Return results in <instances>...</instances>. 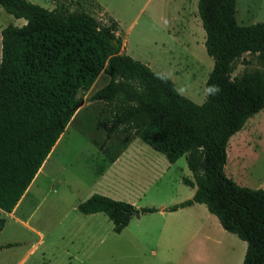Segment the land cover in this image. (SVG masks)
I'll return each mask as SVG.
<instances>
[{"label":"trees","instance_id":"16d2710c","mask_svg":"<svg viewBox=\"0 0 264 264\" xmlns=\"http://www.w3.org/2000/svg\"><path fill=\"white\" fill-rule=\"evenodd\" d=\"M0 7L24 20L0 30V210L16 205L73 116L78 91L102 72L107 81L91 99L108 107L105 137L131 132L169 163L183 155L192 175L183 181L194 191L167 209L204 204L222 229L245 242L241 264H264V187L238 185L223 173L229 137L264 107V20L239 25L235 0L196 1L203 46L213 61L205 99L196 104L169 77L123 53L115 20L99 22L80 0H55L51 9L0 0ZM240 58L255 66L232 76ZM75 208L103 213L114 232L132 216L156 211L98 193ZM3 223L0 217V229Z\"/></svg>","mask_w":264,"mask_h":264},{"label":"rangeland","instance_id":"374dc122","mask_svg":"<svg viewBox=\"0 0 264 264\" xmlns=\"http://www.w3.org/2000/svg\"><path fill=\"white\" fill-rule=\"evenodd\" d=\"M27 1L47 9L55 3ZM80 1L81 7L99 22L115 20L125 51L133 59L145 64L148 61L150 69L170 74L178 93L192 102L204 101V82L213 61L205 52L204 39L198 42L201 34L204 38V31L197 16V0ZM73 8L76 6L70 4L69 9ZM235 19L239 25L263 21L264 0H235ZM17 20L0 7V28L18 26ZM192 47L199 51L196 56L191 53ZM247 58L242 56L243 60ZM253 66L254 60L243 64L240 58L231 75ZM106 81V75L100 72L90 88L78 91L81 104L19 207L18 215L32 211L29 223L42 233L41 243L23 264H241L245 243L223 230L208 212L217 225L214 227L211 221L209 227H204L210 237L200 250L195 242L187 248L183 236L175 243L161 242L153 235L156 216L147 215L149 212L141 213V223L134 217L120 232H114L102 213L91 217L75 209L76 203L92 193L135 207H150L166 195L180 199L194 190L181 180H192L183 155L166 170L164 166L169 162L165 157L131 132L105 137L108 107L103 101L92 100L91 95ZM133 139L136 141L124 157L106 167ZM223 173L238 185L264 187V107L229 137ZM3 219L0 244L11 246L0 251V264H14L37 237L13 219ZM143 229H147L148 236L141 235ZM4 255L9 257L5 259Z\"/></svg>","mask_w":264,"mask_h":264},{"label":"crops","instance_id":"0c3cea01","mask_svg":"<svg viewBox=\"0 0 264 264\" xmlns=\"http://www.w3.org/2000/svg\"><path fill=\"white\" fill-rule=\"evenodd\" d=\"M17 19H19V20H17V21H19L18 22V26L24 23V20L22 18H17ZM189 25H190V23H189ZM1 29L2 28H0V30ZM116 33L119 35L118 29H117ZM201 38L204 39L202 37V34H201V37L199 38L200 40L198 42L201 41ZM121 51L123 53H126L127 52V51H125V48H124V40L123 39H122ZM197 52H199L198 49L192 47L191 53L196 56ZM127 53H128L129 56L134 57L131 53H129V52H127ZM145 62H146L147 65L150 64L148 61H145ZM161 72H164V71H161ZM164 73H165L166 76L168 75V77L172 81H174L170 77V74H168L167 72H164ZM135 141H136L135 139L128 141L126 143V146H124V148L119 152V155L114 159V161L113 162H109L106 165V167L115 165L116 162H118L121 159V157H124V155L127 153L128 149L131 148V145ZM45 159H44V161L46 162ZM43 162L41 164L42 166L40 165L41 168L40 167L38 168L37 172L35 173L34 177L31 180V182L29 183V185L27 186V188L25 189V191L23 192V194L20 196L19 200L17 201V203L13 207V209L10 212H4V211L0 210V217L1 218H3L4 216H6V217H9V218L13 219L15 222L19 223V225L21 227L25 228L26 230H28V231H30L32 233H35L36 234V237H37L36 240L33 241V243H31L29 245V247L26 250V252L22 256H20V258H18L15 261L14 264H23L27 260V258L29 257V253L37 246V244L41 243V241H42V233L38 229L33 228L30 225V223H29V215H30V213L32 211L31 212H27V213H19V215H18L17 212L19 211V207L21 206L23 200L27 196V194H28V192H29V190H30L33 182H34V179L41 172V170H42V168H43V166L45 164V162L44 163ZM175 162L169 163V164L165 165L164 168L166 170L169 169L171 167L170 165L171 164H175ZM106 170H107V168H106ZM158 177L159 178L162 177V174L159 175ZM183 178H186V177H182L181 178L182 181H183ZM186 179H188V178H186ZM189 180H191V179H189ZM188 186L191 187V188H194L193 186H190V185H188ZM192 194L193 193H188V194H186L185 197H182L180 199H176V198L172 197L171 195H169V196L166 195L164 197V199L159 200L157 203H154L152 206H150V207L156 208V211L147 213V215H150V214L151 215H155L156 216V219H157V221H154V224H155L154 225V229H155L154 231L155 232H153V235H155V237L157 239H159L161 242L168 243V244L175 243L178 240L179 236H183L184 239H185V242H183V244L185 245L187 243V245H188L187 248L189 247L190 243H192V242H195L197 246H200L199 247L200 250L202 249V247L204 246V244H206V242H207V240H208V238L210 236L207 233V228H204V227H206V226L209 227L210 224H211V221L213 222V226L214 227H216L215 225H217V224H216L215 220H213V218L209 215L211 213H209L207 211V209H206V207H205L204 204H202V203H193L191 205H186V206H183V207H178V208H176L174 210H168L167 209L171 205H174L176 203H179V202H182V201H184L186 199H189L192 196ZM76 205H77V203L75 204V207H76ZM203 206H204V208H202ZM204 211H206V214H204ZM207 212L209 214H207ZM97 213H101V212H97ZM97 213H90V214H83V215H88V216L94 217V215L97 214ZM211 215H213V214H211ZM140 216H141V214L138 215V216H132L129 220H132L135 217V218H138V223H141V220L139 218ZM213 217H214V219H216V217L214 215H213ZM216 221H217V219H216ZM128 223H129V221H128ZM217 223H218V221H217ZM141 235H143L144 237L145 236H148L149 235V232L147 231V229H143V231L141 232ZM6 244L9 245L7 247H10L11 246L10 243L0 244V246H2L0 248V251L4 248V246ZM245 247H246V244H245ZM244 252H245V250H244ZM243 255H244V253H243ZM4 257H6L5 259H7L9 257V255H4ZM195 257H198L197 254H196ZM241 262H242V260H241Z\"/></svg>","mask_w":264,"mask_h":264},{"label":"water","instance_id":"95a60500","mask_svg":"<svg viewBox=\"0 0 264 264\" xmlns=\"http://www.w3.org/2000/svg\"><path fill=\"white\" fill-rule=\"evenodd\" d=\"M81 103H78L74 106V109L73 110H76V108L80 105Z\"/></svg>","mask_w":264,"mask_h":264}]
</instances>
